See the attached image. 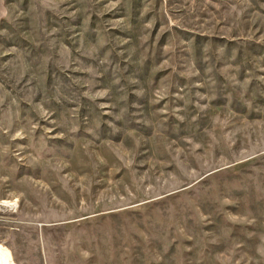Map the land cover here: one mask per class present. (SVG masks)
Instances as JSON below:
<instances>
[{"label":"rangeland","instance_id":"374dc122","mask_svg":"<svg viewBox=\"0 0 264 264\" xmlns=\"http://www.w3.org/2000/svg\"><path fill=\"white\" fill-rule=\"evenodd\" d=\"M0 245L264 264V0H5Z\"/></svg>","mask_w":264,"mask_h":264},{"label":"bare ground","instance_id":"6f19581e","mask_svg":"<svg viewBox=\"0 0 264 264\" xmlns=\"http://www.w3.org/2000/svg\"><path fill=\"white\" fill-rule=\"evenodd\" d=\"M0 264H14L9 250L2 245H0Z\"/></svg>","mask_w":264,"mask_h":264},{"label":"crops","instance_id":"0c3cea01","mask_svg":"<svg viewBox=\"0 0 264 264\" xmlns=\"http://www.w3.org/2000/svg\"><path fill=\"white\" fill-rule=\"evenodd\" d=\"M4 1H5V0H0V13L2 12Z\"/></svg>","mask_w":264,"mask_h":264}]
</instances>
